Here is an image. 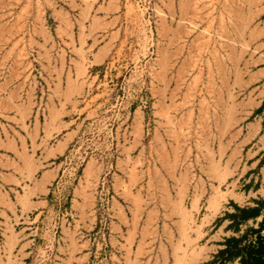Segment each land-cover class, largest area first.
<instances>
[{
	"label": "rangeland",
	"instance_id": "1",
	"mask_svg": "<svg viewBox=\"0 0 264 264\" xmlns=\"http://www.w3.org/2000/svg\"><path fill=\"white\" fill-rule=\"evenodd\" d=\"M50 105L82 122L68 188L87 160L106 167L95 210L111 257L117 198L171 243L165 264H186L196 221L264 180V0H0V125L25 131Z\"/></svg>",
	"mask_w": 264,
	"mask_h": 264
},
{
	"label": "crops",
	"instance_id": "2",
	"mask_svg": "<svg viewBox=\"0 0 264 264\" xmlns=\"http://www.w3.org/2000/svg\"><path fill=\"white\" fill-rule=\"evenodd\" d=\"M109 51L102 50L101 55L97 56L104 59ZM59 104L56 103L58 111ZM51 107L46 113L41 112L38 118L35 116L25 131H22V127L20 131L0 125V253L4 254L6 264L9 261L8 241L15 246L10 258L13 264H31L32 261L39 264V260L47 254L51 256L52 264H92L91 235L98 222L96 189L106 167L99 160H87L80 178L67 190L69 216L62 220L59 234L55 235L45 213L51 206L52 184L58 176L68 171L66 154L80 136L82 122L74 107L67 106L64 115ZM260 114L263 128L264 107ZM260 143L263 146H260L255 157L256 165L264 161V142L260 140ZM251 179L243 184L250 185L249 189L239 193L244 198L243 203L229 196L222 202L210 224L202 226V221L200 224L196 221L193 226L195 235L192 237L196 238L198 233L204 236L189 248L184 258L186 264H211L217 253L225 248L226 239L238 238L243 234L241 229L232 227V219L227 214L236 212L235 205L254 207L264 201V192H259V188H264L261 183L264 182L263 178H255L249 184ZM257 193L259 196H253ZM132 207L136 209V206ZM111 210L112 264H165L163 246L171 243H161V240L154 242V225L142 221L135 224L129 210L117 198L112 200ZM197 212L196 209L192 212L196 220ZM260 218H252L247 223L254 224ZM207 236L209 239L206 243L200 245L203 237ZM155 246L158 248L156 253ZM202 247L205 250L200 253ZM219 262L217 259L214 264ZM240 262V257H236L226 264Z\"/></svg>",
	"mask_w": 264,
	"mask_h": 264
},
{
	"label": "built area",
	"instance_id": "3",
	"mask_svg": "<svg viewBox=\"0 0 264 264\" xmlns=\"http://www.w3.org/2000/svg\"><path fill=\"white\" fill-rule=\"evenodd\" d=\"M68 178L69 176L63 172L56 181L52 184V195H51V206L45 213V218L55 235L59 234L61 229V222L64 218H68L69 212L67 209V190H68ZM107 218L101 216L98 219L94 234L91 238L92 241V264H108L111 259V254L108 252L109 243L107 239ZM264 219V212L260 220L256 221L255 226L251 222L250 225L254 228H258L259 223ZM257 220V219H256ZM248 223L240 225L241 232H245L248 227ZM260 236L264 239V228L261 230ZM258 235L251 234L249 236L248 243H257ZM31 264H34L32 261ZM39 264H52L51 256L49 254L45 255L39 260Z\"/></svg>",
	"mask_w": 264,
	"mask_h": 264
},
{
	"label": "trees",
	"instance_id": "4",
	"mask_svg": "<svg viewBox=\"0 0 264 264\" xmlns=\"http://www.w3.org/2000/svg\"><path fill=\"white\" fill-rule=\"evenodd\" d=\"M263 107L261 106L257 112L262 111ZM263 205L264 201L259 202L254 207H239L235 205L236 212L227 214L232 219V227L239 230L241 224L247 223L252 218L256 219L258 216H262ZM263 228L264 219L260 222L258 228L249 227L240 237L226 239L225 248L217 253L211 264H214L217 259L220 260L219 264H226L229 261H233L236 257H240V264H264V239L260 236ZM255 233L258 235L257 243H248L249 236Z\"/></svg>",
	"mask_w": 264,
	"mask_h": 264
}]
</instances>
